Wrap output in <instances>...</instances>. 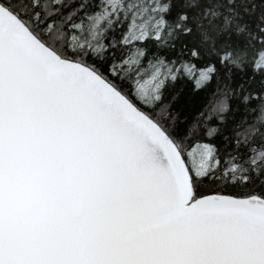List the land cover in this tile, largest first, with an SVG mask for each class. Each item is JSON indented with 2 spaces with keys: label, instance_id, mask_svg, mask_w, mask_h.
<instances>
[{
  "label": "snow or ice",
  "instance_id": "obj_1",
  "mask_svg": "<svg viewBox=\"0 0 264 264\" xmlns=\"http://www.w3.org/2000/svg\"><path fill=\"white\" fill-rule=\"evenodd\" d=\"M0 264H264V0H0Z\"/></svg>",
  "mask_w": 264,
  "mask_h": 264
},
{
  "label": "trees",
  "instance_id": "obj_2",
  "mask_svg": "<svg viewBox=\"0 0 264 264\" xmlns=\"http://www.w3.org/2000/svg\"><path fill=\"white\" fill-rule=\"evenodd\" d=\"M49 7L52 5V0H44ZM67 10V9H66ZM197 68L204 66L203 62H195ZM175 98L172 101V111L176 116V119L181 128H187L189 125L196 124L197 122L203 124L207 122L212 127L218 125L216 118L217 113L214 110H218L220 102L223 98V90L218 89L215 81L205 88H198L195 82V78L185 76L178 80L174 87L168 89L165 94V101ZM231 107H235L234 101L228 102ZM212 114L213 118L207 120V117ZM240 114L237 113V120H239ZM252 119L251 115L247 117L250 122ZM229 124H231V116H229ZM247 128V124L241 125L240 131H244ZM215 143H220L217 138ZM211 185H203L202 190L207 193ZM231 191V190H230ZM235 191H247V189H236Z\"/></svg>",
  "mask_w": 264,
  "mask_h": 264
}]
</instances>
